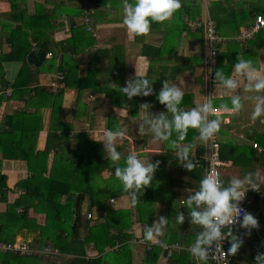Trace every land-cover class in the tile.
Returning <instances> with one entry per match:
<instances>
[{
  "label": "trees",
  "instance_id": "1",
  "mask_svg": "<svg viewBox=\"0 0 264 264\" xmlns=\"http://www.w3.org/2000/svg\"><path fill=\"white\" fill-rule=\"evenodd\" d=\"M87 2L90 5V15L85 13ZM113 2H119V0H45L44 3H37L35 13L30 14L25 0H10L11 11L5 15L6 19L2 24L3 28H9L10 30L7 41L11 46V51L0 55V88L2 90L7 88L5 87L6 83L3 82L4 69L2 63L23 62L24 65L13 85V97L19 91L24 93L35 92V97L39 96L47 99L46 105L43 104L41 107L51 108L52 117L49 123L48 141L43 150H38L37 147L39 133L43 128L41 114L39 113L40 107L34 113L28 114L29 109L25 108L11 116H6L0 126V153L2 157L7 160L26 161L30 171V176L17 184V187L24 194L10 204L8 202L10 192L7 184L8 178L2 173L0 159V204H6V210L0 212V241L14 243L19 236H23L22 238L27 241L31 248L43 251L45 247H50L59 250L61 256L41 254L19 256L13 253L0 252V264H134L132 245L129 244L132 235L129 232L135 223H138L140 227L145 224L151 225L155 217L153 205L156 196L155 189L158 187L165 189L168 186L167 183L172 184V180L164 179L165 174L156 175L158 168L153 175L151 185L143 190V195L138 203L134 205L137 215L135 221L132 211L116 210L107 201L128 196V193L123 190L122 185L114 176V168L117 164L105 158L101 143L91 142V144L83 145L81 142L76 141L75 144H72L67 135L58 130V112L65 89L73 88L70 82L73 75L69 72L70 77L68 76L67 81H64L66 87L59 88L55 93L47 88L24 89L20 84V79L28 69L26 59L33 47L42 48L53 54L54 57L59 55L56 50V47L59 46L53 45L52 38L57 28L62 27V24L58 21L60 17L68 16L70 25L77 28L72 29V38L60 44V47L64 53L69 49L78 53L79 48L82 51L94 45L95 39H92L90 33L86 32L88 25L83 21L84 18L89 17V25H92V6L111 8L114 6ZM129 2H134V0H129ZM206 2L209 9L207 17L215 23L219 35L226 39L224 45L227 46V49L226 52L220 53L216 70L222 68L226 75L231 74L232 66L238 56L254 60L253 47L260 46V43H263L264 31L255 39L244 44L238 43L236 37L242 29L250 27L258 15H264V12L258 10L257 7L260 6L257 4L251 3V5L246 6L242 5L240 0H206ZM46 4L54 6L55 11L52 16L45 15ZM203 13L204 0H181V7L173 14L170 22L152 23L149 32L163 30L165 34L162 47L145 43L144 39L149 32L135 35L134 44H141L144 57L150 60L147 73L142 77L155 80L153 82L154 92H158L155 87L156 81L168 80L170 82L185 72L195 75L197 66L203 67L206 65L204 52L200 57L184 58L181 64L173 66H169L170 62L168 61L165 62L167 66L154 64L157 60H161L162 64V61H164L162 55H167V48L171 47L176 32L187 35L193 30L194 34L199 36L205 50L207 40L203 29L189 27L190 22H197L202 19ZM80 20L83 21V24L76 25L80 24ZM13 23L17 24L16 27L13 26ZM228 37L231 39H228ZM0 39L2 40V38ZM77 42H80V44ZM123 47H117V51L125 56ZM103 51L95 53L94 57L103 54ZM117 53L116 58H112V64L108 68V70L112 69L115 75H109L106 84L108 86L113 84L115 88L120 89V87L125 86L126 81L120 80V76L124 72L125 59H120ZM107 54L111 57L112 52L107 51ZM255 62H257V59L253 61V63ZM64 65V62H61V70L66 72ZM200 77L197 76L199 79ZM91 79L86 77L81 80L85 84L80 88V91L86 88H91L94 92L102 91V86L100 88L98 82L86 83ZM2 97L0 98V107L3 101ZM193 98V95H184L179 107L186 102L189 104L190 101H193ZM114 99L110 102L111 106H124V101ZM118 101H121L122 104L120 105ZM141 101L149 103L151 108L157 106L152 96H139L132 98L131 107L137 106ZM161 107H163L161 112L165 111L164 106ZM28 118H32L29 120L33 122L39 119V129L25 126L26 124L23 122ZM109 118L111 120L110 125H112V120L114 123H118L116 117L111 113H109ZM150 135L151 133H146L143 136L144 140L148 139ZM196 138H198L196 129L189 128L185 140L177 143L190 144ZM171 139H177L176 133L172 134ZM250 140L252 145L243 147H239L231 141H223L220 143V159L223 163L231 161L233 166L255 165L260 167L263 170V175L260 177L264 182V136H257ZM254 143L259 144L262 148L261 152L253 148ZM165 144L170 145L169 150L171 153L164 155L162 159L172 161L174 148L171 144ZM66 149L74 152L73 158L68 155ZM117 149L121 152V161L118 163L122 166L126 155L123 148ZM203 151L204 147L199 148V153H203ZM51 153L55 154V158L49 172ZM179 168L182 170L184 178H187V183H181L182 188L186 189V192H189V188L197 190L200 179L206 175L205 168L196 167L191 172H188L182 166H179ZM48 172L49 175L46 176L45 174ZM222 176L221 173V178ZM173 198L170 197L171 201ZM252 198L246 199V202L252 201L250 202L252 205L247 202V207L250 209L264 207V187ZM86 202L87 208L85 207ZM94 209L97 210L96 213L95 211L93 213ZM179 212L185 214L183 224L177 223L175 219ZM89 213L93 215L91 220L87 218ZM125 214L128 216H124ZM39 216L45 218L44 223L39 221ZM261 224V230L257 233L252 230L251 236L245 237L247 241L244 240V244L238 253L230 256L231 264H241L243 261L254 264V257L257 252L264 251V247H261V238L264 237V216L261 218ZM164 230L165 237L162 238V241L165 242L163 243L170 246H179V249L174 251L173 256L167 259L168 264H200V262L193 259L187 248L194 241L196 233L200 231V226L190 223L187 209L184 208L182 203L181 206L179 203L177 208L174 209V219L172 223L169 222ZM239 230L235 233H238ZM141 233V237H143V230H141ZM165 246L152 247L151 251L146 249L145 253L152 264H158L162 254L167 258L168 251L164 249ZM106 248H112L114 251L105 253ZM91 249L95 252V256L89 255L88 250ZM152 252L154 254L151 256ZM64 257L69 258L67 262L62 261ZM208 264L214 263L209 261Z\"/></svg>",
  "mask_w": 264,
  "mask_h": 264
},
{
  "label": "crops",
  "instance_id": "2",
  "mask_svg": "<svg viewBox=\"0 0 264 264\" xmlns=\"http://www.w3.org/2000/svg\"><path fill=\"white\" fill-rule=\"evenodd\" d=\"M27 3V9L30 14L35 13L36 8L35 5L37 3H44L45 0H25ZM242 5H251V3H255L260 7H257L259 11L264 12V0H240ZM114 6L111 8H100L92 6V22L91 26L93 28L90 36L94 40V45L79 52H72L71 49L66 51L65 53L62 51L60 44L72 38V29L76 26L72 27L70 25L68 16L60 17L58 19L59 23L62 24V27H58L54 32L53 41L59 47H56L59 55L57 57L48 56L46 61L39 67H35L30 65L26 59V64L28 65V69L23 75L22 79H20L21 87L24 89H34V88H47L52 93H55L49 85L54 77L59 75L60 73H64L65 81H67L68 76L70 74L73 76L70 78V82L73 88H66L64 91V97L59 109V117L57 118V126L59 131H63L70 142L75 144L77 142H81L83 145L91 144V142H98L97 139L102 135L103 131L106 128H116L120 127L125 130L126 136L122 139H118L116 141L117 148H123L124 154L127 155L130 151H136L140 158L147 161L151 159L152 162L160 161L159 169L157 170V174H165L166 177L164 179L172 180V184L167 183V188L162 189L158 187L154 191L156 193L155 202H154V220H157L159 216L167 217L172 223L174 219V209L175 204L173 200L171 201L170 197H176L180 200L185 199L189 192L195 191L189 188V192H186V189L182 188L181 183H187V178H184V174L182 170L179 168V164L176 161L174 148V158L173 160H165L162 157L166 154H170V145H166L165 142H153L152 136L150 135L148 139L144 140V137L139 135L138 133V120H139V106L145 102H139L137 106H132V99L128 100L127 97L122 96L123 94L120 92L119 88H115L113 84H106L109 78V75L114 76L115 74L110 68V64H112V58L115 59L116 53L119 58H124V72L120 76V80H128L132 77H142L145 76L147 70L150 66V60L146 59L142 53V45L134 44L135 35L130 34L126 27L123 25V0H119V2H113ZM88 8L90 5L87 2ZM54 6L45 5V15L52 16L54 14ZM11 11V3L10 0H0V55L9 53L11 51V46L8 43L7 39L10 36L9 28H3V21L6 19V14H9ZM209 9L206 0H204V13L202 18L208 16ZM264 16V15H263ZM173 16L167 20L166 22H170ZM83 21L80 20V24L82 25ZM16 23H13V26L16 27ZM85 25V24H84ZM77 29V28H75ZM176 36L173 39L171 47L167 48V55H162V61L157 60L154 64H158L161 66L165 65V62H170L169 66L181 64L184 58H192V57H200L202 53H205L203 49V44L200 41L199 36L194 34L192 30L190 34H184L182 32H176ZM164 32L162 31H153L149 32L146 35L144 41L149 45L155 47H162L164 43ZM228 39H231L228 37ZM258 41V40H257ZM80 44V42H77ZM260 46L253 47L254 60L257 59L256 64L261 72H264V41L260 43ZM79 46V45H78ZM124 46L125 56H123L120 51H117V47ZM53 47V46H52ZM39 49L38 47H33L32 50ZM42 49V48H40ZM227 46L224 45L222 48V53L226 52ZM31 50V51H32ZM101 50L111 51V57L108 56L107 51H103V54H99L94 57L95 53H101ZM164 51V50H163ZM162 51V52H163ZM166 51V50H165ZM31 53V52H30ZM29 53V54H30ZM28 58V57H27ZM236 60V59H235ZM51 61V64L48 62ZM61 62H64V67L66 68V72L61 70ZM206 62V59H205ZM153 63V62H152ZM23 62H5L2 63V67L4 69L3 74V82L6 83L5 87L11 89V93L14 92V83L16 82L20 71L23 67ZM70 72V74H69ZM197 76H201L200 79ZM86 77L92 78L90 81L86 83L93 84L98 82L100 88L102 86V91L94 92L91 88H86L80 91V88L84 86V82L82 79ZM163 82H155V87L159 91L162 87ZM171 83H175L177 86L181 87L184 90L185 95H193V101H190L189 104L186 102L180 108L184 110L191 109L192 107L201 104L204 102L205 98L208 96H212V99L216 103L226 102L229 99V94L227 90L223 87L216 84L214 81V77L210 76L206 71L205 66H197V70L195 71V75L190 72H185L184 74L177 77L175 80L170 81ZM1 85V84H0ZM66 87L64 84L61 88ZM60 88V89H61ZM2 90V89H0ZM155 93L152 95L153 100L156 102L157 106L151 108L153 113H159L163 109V105H161L155 98ZM35 92L24 93L19 91L16 96H6L2 95L0 98H3L1 107H0V126L3 124V120L6 116H11L17 111H22L25 108L29 109L27 113H34L38 111L40 107V114L42 120V129L39 133L38 138V150H43L46 147L48 141V131H49V123L51 122L52 117V109L51 108H42L43 104L46 105L47 99L43 97L36 96ZM244 97L250 95L249 93H242ZM124 101V106H127V109L119 112L116 109H119L123 105H121V101H118L121 106H111L110 102L113 99ZM29 99V100H28ZM35 99V100H34ZM114 99V100H115ZM244 107L238 113H224L222 115V123L219 131L217 132V139L219 143L223 141H231L237 144L239 147L243 146H251L252 141L250 139L256 138L257 136H264V117L257 118L256 120L251 119V112L253 108L254 102L248 99L243 100ZM109 113L115 116L118 120V123H114L112 120V125H110ZM32 118H28L23 123L25 126L33 127L39 129L40 121L36 119L33 121L29 120ZM259 119V121H258ZM258 123L260 125H258ZM26 129V127H25ZM197 134L198 131L196 130ZM79 140V141H78ZM193 140V139H192ZM198 145H195V144ZM205 142H201L199 138L191 141L190 144L193 146H197L202 149ZM179 145H186L187 143H178ZM262 149V148H261ZM68 155L72 158L74 157V152L70 149H66ZM55 158V154L51 153L49 158V172L53 165ZM0 159L2 163V173L7 176V184L10 189L8 194V202L10 204L14 203L24 192L17 187V184L22 180L27 179L30 176V171L28 169V165L26 161L23 160H7L4 159L0 153ZM165 160V161H164ZM225 169V176H241L242 168L241 166H233L232 162H226V165L222 167ZM230 173H229V172ZM49 172L45 175L48 176ZM263 175V170L260 172L259 177ZM261 178V177H260ZM262 181V180H261ZM167 189V190H166ZM262 190V188H261ZM258 193V192H257ZM253 201V198L251 199ZM250 201V202H252ZM171 202V203H170ZM248 202V201H247ZM246 202V203H247ZM248 202L249 204H251ZM109 205H113L116 210H130L133 213V219L137 218L136 209L134 205L131 203L129 196H124L121 198H113L107 201ZM87 208V202L85 203ZM252 205V204H251ZM153 207V206H152ZM97 209V208H96ZM96 209L93 210V213ZM6 210V204H0V212H4ZM151 211V208H150ZM166 213V214H165ZM39 221L44 223L45 218L43 216H39ZM143 226H139L138 223H135L132 229L130 230V234L132 235V239L129 242L132 245L133 252V263L134 264H152L150 259L146 255V246L139 243V238L141 237V230H143ZM165 231V230H164ZM155 238L151 241H147L152 245V247L157 246H165L169 244H162V238L165 237V233ZM241 231V232H240ZM243 229H240L237 235L243 233ZM23 237V236H19ZM18 237V238H19ZM248 238V237H247ZM245 238V241H247ZM163 242H165L163 240ZM118 246L115 248L117 250ZM189 249V247H187ZM154 250V249H153ZM114 251L112 248H106L105 253H109ZM89 255H94L95 252L91 249L88 250ZM154 253L151 254V256ZM71 258V257H70ZM158 264H168L167 258L161 255ZM241 264H249L248 261H243Z\"/></svg>",
  "mask_w": 264,
  "mask_h": 264
},
{
  "label": "clouds",
  "instance_id": "3",
  "mask_svg": "<svg viewBox=\"0 0 264 264\" xmlns=\"http://www.w3.org/2000/svg\"><path fill=\"white\" fill-rule=\"evenodd\" d=\"M180 7L181 0H123L122 23L130 34L142 35L150 31L152 23L169 20ZM209 71L211 72V69ZM154 81L147 77L135 76L125 81V86L120 87V92L128 100L139 96L149 97L154 94ZM214 81L227 90L228 101L216 103L212 96H208L203 103L184 110L179 107L185 95L184 90L165 80L155 93L156 100L164 106L165 111L153 113L149 103L139 106V135L143 137L146 133H151L153 142L173 145L177 163L188 172L198 167L199 161L192 154V144L181 146L177 142L185 140L189 128L198 131L201 142H207L219 131L222 115L241 111L244 99L254 102L251 119L264 117V72H261L251 59L238 56L231 74L226 75L222 68L217 69L214 72ZM242 93L250 95L244 97ZM125 109L127 106L116 110L120 114ZM173 133H176V140L171 139ZM125 136V130L120 127L106 128L97 141L103 143L105 158L117 164L114 176L128 193L131 203L135 205L143 195V190L151 185L160 161H145L136 151H130L124 157L123 165H119L121 152L116 147V141ZM262 187L264 184L256 172H245L242 176L234 175L225 183L219 171L213 168L200 179L197 190L181 199L182 205L187 209L190 223L200 226V231L196 233L188 249L194 259L200 264H208L210 259L218 260L220 257L238 253L245 237H250L252 230L259 226L257 218L242 208L241 202L248 190L259 191ZM175 219L177 223L183 224L185 214L179 212ZM169 222L167 217L159 216L151 225L145 224L143 238L151 241L160 237ZM237 223L244 230L240 235L234 234L229 227ZM225 240L229 244L226 252L222 243ZM161 243L163 244V241ZM261 247H264V244ZM254 264H264V251L257 252Z\"/></svg>",
  "mask_w": 264,
  "mask_h": 264
},
{
  "label": "built area",
  "instance_id": "4",
  "mask_svg": "<svg viewBox=\"0 0 264 264\" xmlns=\"http://www.w3.org/2000/svg\"><path fill=\"white\" fill-rule=\"evenodd\" d=\"M90 8L88 6L85 7V13L87 15H90ZM84 23L88 25L87 31L92 32L93 29L89 25L90 19L89 17L84 18ZM189 27H198L202 28L205 35H206V48H205V55H206V71L207 73L212 77L214 71L216 70L218 64H219V55L222 52V48L224 44L226 43V39L221 37L218 33V30L216 28L215 23L209 18L205 17L202 19H199L197 22H190ZM262 31H264V16L258 15L254 21V23L245 29H242V31L238 34L236 37V40L240 44L247 43L248 41H251L255 39ZM48 56H52L51 53L48 54ZM211 69V72L209 71ZM65 81V75L60 73L56 77H54L49 85V87L57 91L61 86L64 85ZM1 89V88H0ZM11 89L6 88L5 90H0V96L6 95L11 96ZM204 151L203 153H199V147L193 146V152L192 154L195 156V159L199 161V167L205 168V174L208 173L211 169H215L219 171L221 176V168L226 165V163H223L220 159V143L217 139V133L210 138L207 142L203 145ZM253 148L258 150L259 152L262 151L261 147L258 143L253 144ZM241 207L246 209L248 212L252 213L255 218L258 220V228L253 229L256 233L259 232L262 228L261 224V218L264 216V207H261L259 209H250L247 207L246 204V197L241 202ZM87 218L89 220L93 219L92 213H89ZM233 233L237 232V230L241 229L239 227V223L229 226ZM226 230V229H225ZM223 231V230H222ZM262 244H264V237L261 238ZM139 243L146 246L147 250L151 251L152 246L150 243H148L143 237L139 238ZM223 243V249L226 252L227 248L229 246L228 241L225 240ZM165 250L168 251L167 253V259L173 256V253L175 250L179 249L178 245H168L164 247ZM0 252L3 253H13L15 255L19 256H29V255H35V254H41V255H54V256H61V252L57 249H52L50 247H45L43 251L35 250L31 248V246L27 243L26 240L19 237L16 239L14 243H6L3 241H0ZM194 259V258H193ZM196 262H199L198 260L194 259ZM210 262H213L214 264H231V258L230 256H223L220 257L218 260H209Z\"/></svg>",
  "mask_w": 264,
  "mask_h": 264
},
{
  "label": "water",
  "instance_id": "5",
  "mask_svg": "<svg viewBox=\"0 0 264 264\" xmlns=\"http://www.w3.org/2000/svg\"><path fill=\"white\" fill-rule=\"evenodd\" d=\"M46 57H47V52L44 49H40V48L34 49L28 55L27 61L30 65L39 67L46 61ZM259 191H254L250 189L246 192V197L252 198Z\"/></svg>",
  "mask_w": 264,
  "mask_h": 264
},
{
  "label": "rangeland",
  "instance_id": "6",
  "mask_svg": "<svg viewBox=\"0 0 264 264\" xmlns=\"http://www.w3.org/2000/svg\"><path fill=\"white\" fill-rule=\"evenodd\" d=\"M48 64H51V61H49L48 62ZM258 121H259V119H258ZM258 125H260L259 123H258ZM249 166V167H248ZM248 166H242L241 168H242V174H241V176L245 173V172H249V171H252V172H256L258 175L260 174V172H262V169L260 168V167H258V166H255V165H248ZM224 171H225V169L224 168H221V173H222V179L225 181V183L227 182V180L230 178V177H232V176H225V173H224ZM229 172V171H228ZM230 173V172H229ZM261 183L262 184H264V182L263 181H261ZM173 202H174V204H175V208H177V206L179 205V202H180V200H178V198H176V197H174L173 199ZM85 207H86V205H85ZM166 214V213H165ZM124 216H128L127 214H125ZM39 218V217H38ZM256 233V232H255ZM152 246V245H151ZM77 248H78V250H80V248L77 246ZM147 249V248H146ZM153 253V252H152ZM69 258H63L62 259V261H66L67 262V260H68ZM61 261V262H62Z\"/></svg>",
  "mask_w": 264,
  "mask_h": 264
}]
</instances>
